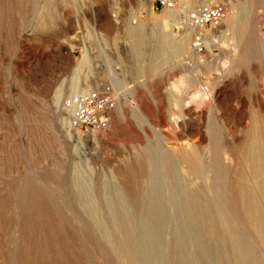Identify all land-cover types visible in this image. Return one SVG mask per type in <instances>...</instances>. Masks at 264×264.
Masks as SVG:
<instances>
[{
	"label": "rangeland",
	"instance_id": "1",
	"mask_svg": "<svg viewBox=\"0 0 264 264\" xmlns=\"http://www.w3.org/2000/svg\"><path fill=\"white\" fill-rule=\"evenodd\" d=\"M156 2L0 0V264H128L133 230L164 235L169 264H182L184 235L218 261L225 235L242 264H264V171L252 161L264 146V0H190L224 6L206 28L188 19L197 7L187 24ZM164 40L185 49L160 57ZM72 82L112 87L107 129L71 127L65 92L55 106ZM109 188L145 229L110 214Z\"/></svg>",
	"mask_w": 264,
	"mask_h": 264
},
{
	"label": "bare ground",
	"instance_id": "2",
	"mask_svg": "<svg viewBox=\"0 0 264 264\" xmlns=\"http://www.w3.org/2000/svg\"><path fill=\"white\" fill-rule=\"evenodd\" d=\"M184 1H185L184 2L185 7H183L182 10H180V11L168 10L169 15L170 14L172 15V16L170 15L172 17V18L171 17L170 18L174 19V21H178V20L183 19V18L186 19L187 18L186 15L188 14L187 12L189 10H191L192 8L195 9L197 7L195 4L196 2H193V4H192V3H190V0H184ZM220 3L226 4V2H224V1L220 2ZM207 4H211V2H207ZM181 6H182V0H181L180 7ZM175 10H177V9H175ZM231 17H232V14L229 12V16H228L227 20L225 21V23H229L231 20ZM186 23L189 24L187 19H186ZM196 28H200V27H196ZM199 31H202V30L199 29ZM187 36L183 35V37L185 39L187 38ZM197 37L198 36H196V38ZM196 38H195L196 44L194 45L193 49L195 48L198 52H201V51H203L201 40H197ZM183 42H184L183 40H180L178 43L164 40L162 46L160 48H158V50L156 49L157 51L156 50L155 51L157 52V54L160 57H166L167 58V50L169 48L170 49L175 48V49H178L179 51L182 52L185 49V44H183ZM186 51L189 52V49ZM84 61H85V58H84ZM81 64H82V62H79V65H81ZM94 85H95V82H88V83H86L85 88L80 89L78 86V83H76V82L70 83V86L68 87V89L61 90V91H58L56 93V96L54 98L55 106L61 102L63 92H65V94H67L68 96L71 97V95L78 94V93H84V92L91 91L92 89H95ZM105 87H111V86H104L103 88H105ZM113 94H114V91H113ZM62 111L64 112V114H66L68 116L67 118L71 119V113L69 111H67L63 107V105H62ZM62 123H63L64 128L67 126L69 128V122L67 121L66 118L62 119ZM177 123H178V119H177ZM177 123L175 125H177ZM76 130H79V129H76ZM79 136H80V134H79ZM230 140L234 143L233 138L230 137ZM202 141H205V140H202ZM191 142L192 143L189 146V150L191 152L193 150H195V151L199 150L202 147V143L200 142L199 139L194 140V141L192 140ZM186 153H187V151H186ZM185 156L187 157L186 154H185ZM224 160L231 165H233V163H234L230 156H228V157L224 156ZM252 161L257 163L258 170L260 173L264 171V146L257 148L256 152L254 153ZM156 177L158 178V174H156ZM81 178H82L83 182H85V183L89 182L88 177L83 178L81 176ZM106 193H107L106 205H107V208H108V211L110 212V214H113L115 208L117 207L118 209H120L121 212H123L127 215L124 218V221H125L124 228L132 229L133 224L135 226H140L141 229L146 228V224H142V223L135 224L134 220L132 218H130L129 212L127 211V209L125 207V206H127V204L122 198H120V197L113 198L110 188ZM80 197L82 199V204H84L86 210L91 215L96 216L97 212H98V208H97L96 196L94 194L93 189L91 187H88L84 194L82 192H80ZM172 198H175V197L173 196ZM164 200L165 199H161L160 202L163 203V202H165ZM159 210L163 211L164 208H160ZM97 221H98V227L102 230V232L104 233V235L108 239V235H109L108 234V227L99 219H97ZM185 222L190 223L188 221H185ZM130 232L131 233L129 235L125 236L124 242H122V244H121V245H123V249L125 250L127 258L129 259L128 264H169V256H168V254L166 252V248H165V243H164L165 236L164 235L161 234L158 237H153V236L147 235L144 232H138V231H134V230L130 231ZM259 236H261V235H259ZM187 237L189 238V240L187 241V243L189 245L186 246V249H182L181 251H179V254H180L179 259L182 262V264H242L239 261V256L235 252V250H233L232 248L226 247L228 242H227L225 235H221L220 238L218 237L219 238L218 241L222 245V247L225 251V253H223L221 260H219V261L213 256L212 248L209 247L208 245L204 244L200 240L198 235H195L193 237H191L189 235L183 236V238H187ZM194 243H197L199 245L200 249L194 248ZM137 246L140 247L138 253H136V251L133 250V248L137 247ZM216 247H217V245H216ZM189 249H190L191 253H189V251H188ZM186 254H188V256Z\"/></svg>",
	"mask_w": 264,
	"mask_h": 264
},
{
	"label": "built area",
	"instance_id": "3",
	"mask_svg": "<svg viewBox=\"0 0 264 264\" xmlns=\"http://www.w3.org/2000/svg\"><path fill=\"white\" fill-rule=\"evenodd\" d=\"M156 3L167 10H175L180 7L181 0H157ZM188 18L194 27L218 26L225 19V8L221 4L203 5L190 12ZM196 39L202 40V36ZM115 106L111 87L75 94L63 102V107L71 113V127L79 130L107 129L110 125L108 112Z\"/></svg>",
	"mask_w": 264,
	"mask_h": 264
}]
</instances>
